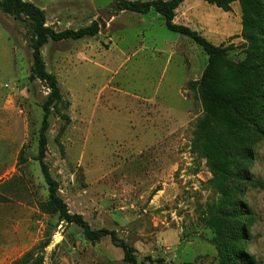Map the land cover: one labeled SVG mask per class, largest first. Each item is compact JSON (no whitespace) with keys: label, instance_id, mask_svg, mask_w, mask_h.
<instances>
[{"label":"rangeland","instance_id":"obj_1","mask_svg":"<svg viewBox=\"0 0 264 264\" xmlns=\"http://www.w3.org/2000/svg\"><path fill=\"white\" fill-rule=\"evenodd\" d=\"M22 1L43 11L45 27L56 33L99 28L92 38L48 40L40 49L69 103L50 110L43 159L69 213L91 230L114 232L137 262L230 264L221 257L228 249L264 264V123L260 135L246 139L250 159L229 160L227 175L212 168L198 140L197 85L208 60L202 49L168 31L154 11L114 10L121 0ZM219 4L224 8L190 0L173 24L188 23L240 62L245 6ZM33 43L34 23L0 4V264L29 252V264H125L109 238L89 242L80 228L42 210L48 193L33 159L49 90L28 81ZM61 116L69 119L62 133Z\"/></svg>","mask_w":264,"mask_h":264},{"label":"trees","instance_id":"obj_2","mask_svg":"<svg viewBox=\"0 0 264 264\" xmlns=\"http://www.w3.org/2000/svg\"><path fill=\"white\" fill-rule=\"evenodd\" d=\"M185 0H152L146 2L121 0L114 5V10L128 11L145 15L154 11L164 21L165 28L175 34L184 36L199 46L207 56V65L197 85V94L202 105L203 118L197 124L198 140L200 148L212 168L221 175H227L232 170L229 160L245 161L251 158V151L247 138L260 135L262 132L258 123H264V113L261 107L264 105V29L261 24L264 21V2L256 0L243 1L245 6L242 18L241 36L247 42L244 59L240 62L230 60L226 49L212 45L199 32L186 26L173 24L174 12ZM210 5L224 8L219 0H204ZM1 7L9 15L24 16L34 23V43L32 44V70L28 81L39 80L49 90V94L42 102L40 109L42 118L37 132V154L33 159L38 163L40 172L47 188V201L42 210L49 214L57 215L58 220L67 224H73L82 230L83 236L89 242H97L103 238H109L111 243L122 250L125 264H145V261L137 262L131 247L120 241L114 232L100 229L91 230L81 215L70 214L66 205L57 194L58 186L49 176L43 163L46 138L48 130V116L51 108L64 103L68 108V101H64L61 89L54 75L46 72L41 60L40 49L48 40L60 42L63 40L78 41L84 38H92L97 35L98 24L79 29L77 31H63L56 33L45 27V14L31 3L22 0H1ZM250 6V10L247 6ZM226 11L225 9H223ZM65 121L60 129L62 133L69 123L67 116H61ZM223 126V132H217ZM22 160V151L19 153ZM20 162V161H19ZM235 210L233 213H236ZM246 210L238 211L239 218L246 215ZM230 234L233 235L231 231ZM238 237L236 236V240ZM221 257L230 264H251L242 257H238L233 251L224 249ZM32 252L26 253L16 264H29ZM37 262L31 263L36 264Z\"/></svg>","mask_w":264,"mask_h":264},{"label":"crops","instance_id":"obj_3","mask_svg":"<svg viewBox=\"0 0 264 264\" xmlns=\"http://www.w3.org/2000/svg\"><path fill=\"white\" fill-rule=\"evenodd\" d=\"M189 2H190V0H185L184 2H182L181 5H182L183 7H181V8L184 9V6H185L186 4H188ZM176 10H177V9H176ZM184 14H185V16L188 15V13H187L186 11L184 12ZM182 26H186V27H188V28H190V29H194V30H195V28H192L188 23H183ZM195 31H198V30H195ZM8 55H9V64H10V66H11V68H12V67H13V54H12L11 46L9 47ZM13 68H14V67H13Z\"/></svg>","mask_w":264,"mask_h":264}]
</instances>
